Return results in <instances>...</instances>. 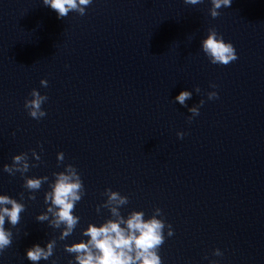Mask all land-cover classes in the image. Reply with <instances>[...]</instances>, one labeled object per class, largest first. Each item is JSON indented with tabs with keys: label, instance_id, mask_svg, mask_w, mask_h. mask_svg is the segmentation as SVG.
<instances>
[{
	"label": "water",
	"instance_id": "obj_1",
	"mask_svg": "<svg viewBox=\"0 0 264 264\" xmlns=\"http://www.w3.org/2000/svg\"><path fill=\"white\" fill-rule=\"evenodd\" d=\"M210 7V0H92L84 16L61 19L43 0H0V194L19 200L23 192L26 205L16 227L6 221L13 244L0 264H32L27 249L53 238L54 255L39 264H68L74 256L64 245L110 217L96 211L108 187L129 197L125 217L163 210L174 228L171 237L164 230L163 264H264V0H233L215 19ZM210 27L232 42L237 60L209 61L201 41ZM33 88L48 96L39 121L24 107ZM183 90L192 92L187 107L175 102ZM211 91L219 98L209 100ZM22 152L38 163L26 176L51 181L67 164L77 167L86 194L66 240L36 219L49 184L30 200L24 177L3 171Z\"/></svg>",
	"mask_w": 264,
	"mask_h": 264
},
{
	"label": "clouds",
	"instance_id": "obj_2",
	"mask_svg": "<svg viewBox=\"0 0 264 264\" xmlns=\"http://www.w3.org/2000/svg\"><path fill=\"white\" fill-rule=\"evenodd\" d=\"M233 0H210V16L215 19L221 15V8L231 7ZM186 5H198L203 0H184ZM43 4L50 7L57 13L58 18H66L70 12H76L80 16L86 14L87 8L92 4V0H43ZM203 53L214 65L227 66L238 59V53L235 46L230 41L223 38L215 27L208 29V35L201 41ZM43 87L48 86V80L41 79ZM212 88H216L214 83ZM194 91L199 94L201 88L196 85ZM32 98L26 99L24 107L29 116L35 120H40L47 115L43 104L48 100L47 94L33 88L29 94ZM208 99H218L219 94L216 91L207 93ZM192 92L188 90L181 91L176 97L175 102L187 107V101L191 99ZM205 103L201 99L198 104L188 109L192 114L188 117L189 122L199 115L200 107ZM185 133L179 131L177 136L183 139ZM40 148L43 151V143ZM32 156L37 162L41 161V156L35 149L31 150ZM58 164L63 163L65 154L63 151L57 154ZM38 163L31 164L27 152L14 155L11 164H4L3 171L10 176H15L17 172L24 177L23 187L28 190V199L36 200V192L39 191L44 183L49 184V190L46 191L44 202L47 209L41 212L37 221H47L49 226L55 229H62L59 236L60 240H66L73 234L80 222V216L75 213L76 205L86 194L84 181L77 167L71 163L67 164L63 171L54 172V180L49 176H26L30 167H37ZM107 199L97 205L96 211L101 213L102 209H108L110 217L103 223H89L82 230V235L87 239H81L78 242L65 244L64 250L74 256L68 264H163V258L160 255V249L164 245L166 236L164 233L167 228V236L174 235V228L171 223L163 218V210L160 207L154 209L153 215L145 218L143 210H132L126 217L122 214L121 208L129 203V197L121 194L118 190L111 187L105 189L103 193ZM21 199H16L8 194H0V254L12 246L13 232L11 228H6V221L16 227L21 214L26 210V205L22 202L24 193H20ZM57 244L56 238L50 239L46 246L40 244L27 249L26 258L32 264H39L41 260H48L54 255ZM221 249L216 248L213 251L214 256H223ZM211 264H221L218 260L211 261Z\"/></svg>",
	"mask_w": 264,
	"mask_h": 264
}]
</instances>
